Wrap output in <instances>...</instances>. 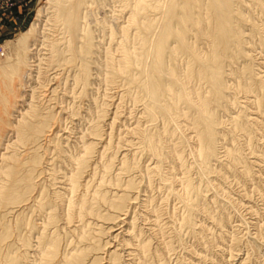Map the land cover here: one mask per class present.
I'll use <instances>...</instances> for the list:
<instances>
[{"label": "bare ground", "instance_id": "bare-ground-1", "mask_svg": "<svg viewBox=\"0 0 264 264\" xmlns=\"http://www.w3.org/2000/svg\"><path fill=\"white\" fill-rule=\"evenodd\" d=\"M37 14L0 62V264H169L176 228L194 247L174 264L261 259L264 0ZM240 207L258 218L247 242L226 231Z\"/></svg>", "mask_w": 264, "mask_h": 264}, {"label": "rangeland", "instance_id": "rangeland-1", "mask_svg": "<svg viewBox=\"0 0 264 264\" xmlns=\"http://www.w3.org/2000/svg\"><path fill=\"white\" fill-rule=\"evenodd\" d=\"M46 1L47 0H13V3H14V7L13 8H11V10L10 11H8V12H3V11H0V62H5L7 59V53H9L8 51H9V49H8V46H9V44H13V43H15L21 36H22V34L24 35V34H26L27 32H28V30L30 29V27L32 26V24L34 23V21H35V19L37 18V13L40 11V9L41 8H43V7H45V3H46ZM9 43V44H8ZM5 52V53H4ZM259 54V55H258ZM261 55V56H260ZM254 56H256L255 58V62L257 63V64H260L261 62L262 63H264L263 61H259V60H264V55H262V54H260L259 53V51L258 52H256V53H254ZM260 58H259V57ZM6 59V60H5ZM258 60V61H257ZM260 62V63H259ZM117 98V97H116ZM116 98H114L113 100H117ZM86 103V102H85ZM87 104V103H86ZM78 104H76V106H77ZM79 107L80 108H82L81 106H77V108H76V111L75 112H79L78 114H80V116H81V114H82V110H83V108L80 110L79 109ZM78 109H79V111H78ZM76 113V114H77ZM77 114V116H79ZM77 116H75V118H77V120L75 119V118H73L72 120H73V122L74 123H76L79 119H80V116H79V118L77 117ZM72 123V122H71ZM71 126V125H70ZM70 126H69V122H68V128L70 129ZM68 130V129H67ZM258 140V139H257ZM256 140V141H257ZM261 142V143H259V142ZM257 142L259 143V145H261L263 148H264V142H263V140H261V139H259ZM261 147V149L263 150L262 152H264V149ZM210 176L208 177V179H203L204 180V182H203V184L205 185L206 184V181L207 180H210V179H212V177L210 178ZM198 179V177L196 178V180ZM231 186H232V184H230ZM235 185H237V184H234L232 187L230 186L229 187V192L232 194V197H234L235 199L236 198H238V195H239V191H240V187L238 188V187H236ZM236 188V189H235ZM238 188V189H237ZM232 190V191H231ZM211 192V191H210ZM208 192V198L209 199H211L213 196H214V194H213V192ZM160 193V192H159ZM159 193H157L156 194V197H157V204H159L160 202H161V200H160V198L158 197L159 196ZM213 195V196H212ZM236 195V196H235ZM210 196V197H209ZM258 199V200H257ZM252 200V205H257V206H255L254 208L255 209H257V210H260V209H264V198L262 199V198H260V197H258L257 195H255V196H253V198L251 199ZM160 201V202H159ZM166 201V202H165ZM164 201V205L166 206V208L164 209V211H166V213H168L169 214V212H172V209H173V207H174V204H175V202L173 201V200H169V202L167 201V200H165ZM257 201V202H256ZM159 202V203H158ZM170 202H173V203H170ZM170 205H169V204ZM254 203V204H253ZM257 203V204H256ZM261 205H260V204ZM263 203V204H262ZM163 205V206H164ZM260 205V206H259ZM172 206V207H171ZM168 207V208H167ZM258 207V208H257ZM167 209H168V211H167ZM238 209V210H237ZM236 209V211H234V212H232V222H231V224H230V226L226 229V231L227 232H232V231H235L236 233H239L238 235H240L241 237L243 236V235H246L245 236V238L244 237H242L245 241L244 242H247V241H250L251 240V237L253 238V236H252V234L255 236L256 235V228H255V226H254V224L256 223V221H255V218H257L256 216L254 217V216H252V215H250V214H247V212L245 211V209H243L242 207H240V208H237ZM260 210V212H262V211H264V210ZM237 211L239 212V213H237ZM243 211V212H242ZM244 212H245V214H244ZM241 213V214H240ZM262 213H264V212H262ZM167 214V215H168ZM233 214H235V217L237 218H235L234 217V215ZM239 214V215H238ZM169 216V215H168ZM167 216V217H168ZM244 216H245V219H244ZM240 217H242V218H240ZM254 217V218H253ZM249 220H248V219ZM251 218V219H250ZM252 218H253V220H252ZM240 219V220H239ZM258 219V218H257ZM241 220H243V222L244 223H246L245 225H243V222H241ZM251 220H252V222H251ZM237 221V222H236ZM246 221V222H245ZM239 222V223H238ZM249 222H250V225H249ZM240 223L242 224L241 225V228H240ZM254 223V224H253ZM232 224H234L235 225V227H238L239 228V230L236 228V230H235V227H234V225H232ZM248 224V225H247ZM252 224V225H251ZM207 225H209L210 226V223H208ZM238 225V226H237ZM105 226H108V225H105ZM247 228H246V227ZM253 226H254V228H253ZM233 227V229L234 230H230L231 228ZM244 227H245V230H244ZM252 227V228H251ZM177 229V228H176ZM174 230V235L176 236V238L178 239H176V244H178V245H176L175 247H179V248H175V251H176V255H174V256H172L171 258H170V263L169 264H174V261H175V259L177 258V257H182V258H185V259H182L181 258V260H186V256H187V253H186V249H190L191 247H194V241L191 239V237L189 236V238H188V235L187 234H185V233H182L181 234V232H178L177 230ZM247 229H249V230H247ZM115 230H118L117 228L115 229ZM230 230V231H229ZM241 230V231H240ZM247 230V231H246ZM238 231V232H237ZM254 231V232H253ZM172 232V231H171ZM176 232V233H175ZM241 232V233H240ZM248 232V233H247ZM256 232V233H255ZM217 233H219L218 231H217ZM245 233V234H244ZM249 233H252V234H249ZM255 233V234H254ZM264 233V232H263ZM263 233L261 234L262 236H261V240H260V242H262V241H264L263 239H264V235H263ZM115 234H117V233H115ZM178 234H181V235H178ZM185 234V235H184ZM251 235V236H250ZM247 236H249L248 238H247ZM180 239H179V238ZM247 239V240H246ZM180 240V241H179ZM181 240H182V242L184 241V243H182L181 242ZM188 241V242H187ZM192 241H193V243H192ZM180 244H179V243ZM264 242H262V244H263ZM182 244V245H181ZM186 244H189V245H187L186 246ZM185 245V246H184ZM182 246V247H181ZM263 246H264V244H263ZM184 247H186V248H184ZM190 247V248H189ZM115 249V248H114ZM113 249V250H114ZM185 249V250H184ZM215 250H217V249H215ZM217 252V251H216ZM182 253H183V255H182ZM238 253V257H239V259L240 258H242L243 257V254L244 253H240V252H237ZM240 253V254H239ZM174 254H175V252H174ZM242 254V255H241ZM240 255V256H239ZM264 253H262V256H261V259H259L260 258V256H259V258H255L258 262H256V260L254 259V262H252L253 264H260V263H262L263 261H264ZM175 257V258H174ZM263 258V259H262ZM238 258H235V260L236 261H238L237 260Z\"/></svg>", "mask_w": 264, "mask_h": 264}, {"label": "built area", "instance_id": "built-area-1", "mask_svg": "<svg viewBox=\"0 0 264 264\" xmlns=\"http://www.w3.org/2000/svg\"><path fill=\"white\" fill-rule=\"evenodd\" d=\"M15 5L13 0H0V11L8 12L13 8Z\"/></svg>", "mask_w": 264, "mask_h": 264}]
</instances>
